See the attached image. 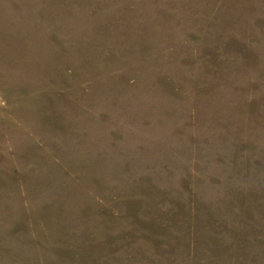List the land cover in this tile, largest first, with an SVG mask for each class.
Instances as JSON below:
<instances>
[{"label":"rangeland","instance_id":"obj_1","mask_svg":"<svg viewBox=\"0 0 264 264\" xmlns=\"http://www.w3.org/2000/svg\"><path fill=\"white\" fill-rule=\"evenodd\" d=\"M0 264H264V0H0Z\"/></svg>","mask_w":264,"mask_h":264}]
</instances>
